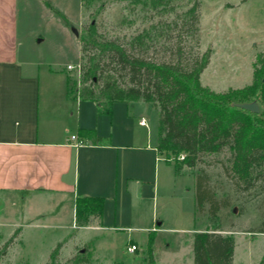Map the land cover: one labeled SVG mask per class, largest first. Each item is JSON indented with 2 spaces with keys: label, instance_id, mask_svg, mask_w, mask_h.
Instances as JSON below:
<instances>
[{
  "label": "rangeland",
  "instance_id": "obj_1",
  "mask_svg": "<svg viewBox=\"0 0 264 264\" xmlns=\"http://www.w3.org/2000/svg\"><path fill=\"white\" fill-rule=\"evenodd\" d=\"M67 17L70 26L68 43L57 26L45 31L40 47L45 55L60 61H71L73 69H65L69 77V95L78 96L83 87L100 88L107 80L123 85L126 71L118 70L92 45L82 46L81 38L89 37L88 27L95 24L92 34L96 41L117 40L133 54L155 63L181 57L192 58L210 49V59L200 75L202 85L221 92L241 88L252 80L256 56H264V0H51ZM198 3V22L193 25L188 10ZM35 19V18H34ZM34 28L44 32V24ZM28 25V23H27ZM194 27L197 29L194 32ZM74 28L76 34L72 31ZM92 57L89 60L88 58ZM75 62V63H74ZM101 66L100 78L92 86L82 82L83 64ZM99 75V74H98ZM152 106L159 108L156 103ZM174 154H163L168 161H179ZM231 153L221 152L201 157L194 167L182 170L194 177L206 173L207 182L218 199H228L229 206L220 208L211 220L208 204L195 213V231H214L234 240L233 264H259L264 255V184L252 180V186L238 182L231 173ZM50 194L23 195V200H10L8 217L26 204L29 215L41 213L43 218L11 231L0 226V264H193L192 232L165 231L159 228L113 232L95 227L71 226L68 201ZM60 202L62 206L59 207ZM75 214V203H74ZM28 216V215H27ZM60 243L57 253L51 252ZM134 244L133 252L127 247Z\"/></svg>",
  "mask_w": 264,
  "mask_h": 264
},
{
  "label": "crops",
  "instance_id": "obj_2",
  "mask_svg": "<svg viewBox=\"0 0 264 264\" xmlns=\"http://www.w3.org/2000/svg\"><path fill=\"white\" fill-rule=\"evenodd\" d=\"M34 20L45 23L44 32ZM66 20L51 0H0V226L15 231L39 223L45 215H29L25 201L21 215L8 217L15 206L8 201L50 194L69 202L73 229L198 232L194 176L176 175L156 148L158 109L136 100L113 102L106 113L101 104L67 95L72 62L40 47L54 25L69 42ZM71 135L83 143L74 145ZM78 196L104 199L100 222L76 225Z\"/></svg>",
  "mask_w": 264,
  "mask_h": 264
},
{
  "label": "trees",
  "instance_id": "obj_3",
  "mask_svg": "<svg viewBox=\"0 0 264 264\" xmlns=\"http://www.w3.org/2000/svg\"><path fill=\"white\" fill-rule=\"evenodd\" d=\"M45 4L66 19L49 2ZM197 7L198 3H195L188 10L193 25L198 22ZM88 30L89 37L81 38L83 49L89 44L107 55L118 70L126 71L128 81L123 85L115 80L105 81L100 88V96L105 97L102 100L89 87H83L79 95L72 98L92 100L103 105L106 113L110 112L107 106L113 102H154L159 108L157 150L166 155L184 154L182 159L172 163L176 175L184 166L194 167L202 156L221 152L227 147L231 153L230 167L234 178L244 183V188L252 186L254 179H260L264 184V56L261 53L256 56L251 83L216 92L200 81V75L209 63L210 49L184 59L178 48L176 59L155 63L133 54L117 40L96 41L92 36L96 31L94 23ZM196 30L194 27V32ZM90 59L92 57L88 62ZM79 70L82 71L81 81L90 80L94 87L102 69L94 63L80 65ZM66 83L67 95L71 97L68 75ZM252 101L257 102L258 112L236 105ZM165 159L168 161V156ZM207 180L204 172L194 177V210L195 213L203 212L208 204L209 218L213 220L220 208L229 206V201L218 199ZM103 201L102 197H76V225L100 222ZM59 247L60 243L51 252L52 257ZM192 252L193 264H233L234 240L219 232L198 231L193 234ZM149 259L150 264H154L151 252ZM259 264H264V255Z\"/></svg>",
  "mask_w": 264,
  "mask_h": 264
},
{
  "label": "built area",
  "instance_id": "obj_4",
  "mask_svg": "<svg viewBox=\"0 0 264 264\" xmlns=\"http://www.w3.org/2000/svg\"><path fill=\"white\" fill-rule=\"evenodd\" d=\"M74 67H75L74 65H67V68H68V69H73ZM141 123L144 124V120H143V119L141 120ZM70 139L74 141V145H81V144L83 143L80 139L77 138L76 135H71V136H70ZM183 156H184V155H180L179 158L182 159ZM135 248H136V246H135L134 244L129 245V246L127 247V251L131 253V252L134 251Z\"/></svg>",
  "mask_w": 264,
  "mask_h": 264
},
{
  "label": "water",
  "instance_id": "obj_5",
  "mask_svg": "<svg viewBox=\"0 0 264 264\" xmlns=\"http://www.w3.org/2000/svg\"><path fill=\"white\" fill-rule=\"evenodd\" d=\"M72 31L76 34V31L74 28H72ZM238 107L243 108V109H247L253 112H258L259 111V106L257 104V102L252 101V102H244V103H238L236 104Z\"/></svg>",
  "mask_w": 264,
  "mask_h": 264
}]
</instances>
